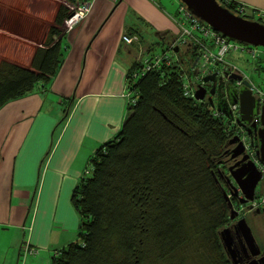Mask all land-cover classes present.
<instances>
[{
  "label": "trees",
  "instance_id": "1",
  "mask_svg": "<svg viewBox=\"0 0 264 264\" xmlns=\"http://www.w3.org/2000/svg\"><path fill=\"white\" fill-rule=\"evenodd\" d=\"M217 1L264 23L237 2ZM70 12L64 3L56 6L30 68L0 60V106L36 88L44 91L61 61L60 26ZM167 32L158 31L147 46L137 30L122 34L137 37L128 47L140 43L154 51L175 36ZM192 54V47L179 50L188 77ZM135 67L132 61L125 74L132 95L125 97L127 114L119 131L88 157L90 170L70 195L79 215L77 238L56 250L50 264H231L217 235L229 219L213 174L220 182L223 168L232 163L224 150L234 128L216 109L213 95V105L183 95L177 65L133 79ZM197 81L204 86L202 77Z\"/></svg>",
  "mask_w": 264,
  "mask_h": 264
},
{
  "label": "crops",
  "instance_id": "2",
  "mask_svg": "<svg viewBox=\"0 0 264 264\" xmlns=\"http://www.w3.org/2000/svg\"><path fill=\"white\" fill-rule=\"evenodd\" d=\"M86 1L81 20L60 26L61 61L44 91L0 106V264H18L24 242L36 249L27 264H50L56 250L77 238L79 215L69 192L127 114L124 78L133 51L121 35L176 31L178 4L171 10L159 0ZM232 1L264 19V0ZM54 12L51 0H0V60L30 68Z\"/></svg>",
  "mask_w": 264,
  "mask_h": 264
},
{
  "label": "water",
  "instance_id": "3",
  "mask_svg": "<svg viewBox=\"0 0 264 264\" xmlns=\"http://www.w3.org/2000/svg\"><path fill=\"white\" fill-rule=\"evenodd\" d=\"M178 1L184 4L190 13L228 39L264 47V23L237 15L222 6L217 0ZM157 32L155 31L154 34L159 37ZM228 77L231 80L240 79V75L235 73L229 74ZM202 81H210V87L206 91L204 86L198 85L194 91V98L198 100L205 99L210 105H213V95L216 109L227 118H231L228 103H237L238 117L235 119L236 124L242 126L252 138L250 146L253 148V153L260 164H264V102L251 93L249 83L245 79L241 80V85L238 87L230 83H223L215 73L203 76ZM254 115H256L258 121L254 120ZM226 144H229L230 148L224 150V152H227L229 157L236 159L227 166L228 173L223 175L224 182L229 194L235 197L238 203L244 204L245 210H251V201L254 197L255 187L260 181L261 173L255 162L249 158L237 135H232L226 141ZM213 177L219 185L226 202L228 219L233 220L238 213L233 208L228 194L214 174ZM254 209L264 214V206L255 207ZM217 235L231 264H237L239 261L236 257L238 249L247 256H255L260 252L259 245L244 216H240L220 228ZM247 264H264V250L257 258H251Z\"/></svg>",
  "mask_w": 264,
  "mask_h": 264
},
{
  "label": "built area",
  "instance_id": "4",
  "mask_svg": "<svg viewBox=\"0 0 264 264\" xmlns=\"http://www.w3.org/2000/svg\"><path fill=\"white\" fill-rule=\"evenodd\" d=\"M90 8V2H76L74 9L71 10L67 20L66 28L75 25L81 20ZM240 11L242 8H239ZM177 15L175 17L174 24L176 31L167 43L165 48L160 49V52L145 51L146 46L144 44L136 43L133 45V60L136 67L131 71V77L137 79L144 75L149 70H158L162 65H177L182 71V92L183 95L193 98L194 91L198 85H201L197 80L211 72L216 76L226 79L229 74H239L240 79H234L233 84L238 87L241 85V80L245 79L249 83V89L252 94L259 99H264V89L255 85L250 78H248L243 72L239 71L236 64L229 59H226L233 52H245L250 61L260 65L261 61H264V49H258L257 46L238 42L236 40L228 39L220 32L211 28L210 25L190 13L184 4L178 3ZM121 40L127 46L137 41L135 35H121ZM167 47V48H166ZM192 47L193 60L189 64V69L192 71V76H187L184 73V68L179 65V50H187ZM264 48V47H263ZM125 80V79H124ZM131 91L129 89V83L125 81V97H130ZM132 95V94H131ZM133 101V99L131 100ZM228 109L231 114V118H226L229 125L234 128V135H237L242 142L245 151L248 153L249 158L253 160L257 166V169L261 173V179L264 178V164H260L253 153V148L249 144V138L243 130L236 126L235 119L238 117V105L237 103H228ZM217 115V112H214ZM252 207L260 206L264 204V186L262 192L257 193L251 201ZM238 211L237 209H235ZM36 253V249L27 244V242L21 243L19 246V262L18 264H27L25 256L27 254Z\"/></svg>",
  "mask_w": 264,
  "mask_h": 264
},
{
  "label": "rangeland",
  "instance_id": "5",
  "mask_svg": "<svg viewBox=\"0 0 264 264\" xmlns=\"http://www.w3.org/2000/svg\"><path fill=\"white\" fill-rule=\"evenodd\" d=\"M53 2V8L55 9L56 6L58 4H65L68 9L71 11L72 9H74L75 4H70L68 2H65L63 0H51ZM161 5L165 8L167 7L168 9H175L177 4H178V0H166V2H162L163 0H159ZM165 5V6H164ZM264 21V20H262ZM67 24V20H64L63 22V26H66ZM145 34V42H150V41H155L157 38L154 37L153 34L149 33L148 31ZM146 45V44H145ZM127 46V44H126ZM161 45L157 46L155 45L154 48V52L158 53L160 52L161 49ZM258 49H264L261 46H257ZM226 59L232 60L235 64L236 67L238 68L239 71L243 72L248 78H250V80L257 86L261 87L262 89H264V61H261L259 64V66H261L259 68H256V70H251L250 71V67H252V63L255 64L254 62L250 61V59L247 57L245 52H233L231 53L229 56L226 57ZM86 170H90L88 164H87V168ZM84 173V172H83ZM86 174V172L84 173ZM36 175V174H35ZM76 184H74L71 188V191L69 192V194L71 195L72 191L74 190ZM264 186V178L261 179L258 184L255 187V192L256 193H260L262 192ZM223 189L225 190V192L228 194L231 204L233 206L234 209H237L238 211L244 212L246 219L249 222L251 231L253 233V236L255 238V240L259 243V245H264V229L262 228V221H263V217L262 215H251V213L248 211H245L244 207L242 208V206H237V200L235 199V197H233L232 195L229 194L228 188L225 184H222ZM245 206V205H244ZM26 211V207L24 208V212L23 215ZM241 212L239 214H241Z\"/></svg>",
  "mask_w": 264,
  "mask_h": 264
},
{
  "label": "flooded vegetation",
  "instance_id": "6",
  "mask_svg": "<svg viewBox=\"0 0 264 264\" xmlns=\"http://www.w3.org/2000/svg\"><path fill=\"white\" fill-rule=\"evenodd\" d=\"M211 73H213V72H211ZM207 75V74H206ZM219 80L220 81H222L223 83H230V84H232V85H234L233 84V81L227 76V78L226 79H223V78H221V77H219ZM202 84L204 85V87H205V89H206V91L209 89V87H210V81H206V82H202ZM260 100H262L263 102H264V99H260ZM258 118H256V115H254V120H256V121H258L257 120ZM236 124V123H235ZM236 126L238 127V128H240L241 130H243L244 132H245V134L248 136V138H249V144H250V142L252 141V138L246 133V131L244 130V128L242 127V126H239V125H237L236 124ZM251 145V144H250ZM252 147V146H251ZM230 159H232L231 161L233 162L236 158H230ZM230 164V163H229ZM227 166L228 165H226V167H224L223 168V173H221V179H219V183H220V185L222 186V184H225V182H224V179H223V175L224 174H227L228 172H227ZM232 184H234L233 182H232ZM226 185V184H225ZM229 187H230V185H229ZM255 195H257V193L254 191V196ZM236 199V198H235ZM237 206H242V208L244 207V204H240V203H238V201H237ZM262 206H264V204L263 205H260V206H256V207H262ZM255 207H252V209L251 210H249V212L251 213V215H262V217H263V221H262V228L264 229V214L262 213V212H260V211H257L256 209H254ZM245 210V209H244ZM245 211H248V210H245ZM241 211H237V213H238V215H237V217L235 218V219H233V220H229L228 221V223H231V222H233L234 220H236L238 217H240V216H244L245 217V219H246V216H245V214H244V212H241V214H239ZM246 221H247V223H248V225H249V222H248V220L246 219ZM249 227H250V225H249ZM251 229V228H250ZM257 242V241H256ZM257 244L259 245V243L257 242ZM259 248H260V252H259V254L258 255H255V256H247V255H245L244 253H242L241 252V250L240 249H238V253L236 254V257L239 259V261L237 262V264H247L248 263V261L251 259V258H257L259 255H260V253H261V251L262 250H264V245H259ZM248 251V250H247ZM249 252V251H248Z\"/></svg>",
  "mask_w": 264,
  "mask_h": 264
}]
</instances>
